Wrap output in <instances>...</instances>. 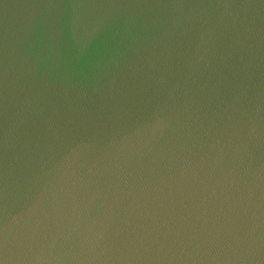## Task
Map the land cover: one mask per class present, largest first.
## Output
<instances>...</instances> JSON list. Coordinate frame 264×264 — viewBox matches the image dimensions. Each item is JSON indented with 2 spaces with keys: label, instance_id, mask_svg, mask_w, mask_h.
Returning a JSON list of instances; mask_svg holds the SVG:
<instances>
[{
  "label": "water",
  "instance_id": "water-1",
  "mask_svg": "<svg viewBox=\"0 0 264 264\" xmlns=\"http://www.w3.org/2000/svg\"><path fill=\"white\" fill-rule=\"evenodd\" d=\"M3 264H264V0H0Z\"/></svg>",
  "mask_w": 264,
  "mask_h": 264
},
{
  "label": "snow or ice",
  "instance_id": "snow-or-ice-1",
  "mask_svg": "<svg viewBox=\"0 0 264 264\" xmlns=\"http://www.w3.org/2000/svg\"><path fill=\"white\" fill-rule=\"evenodd\" d=\"M0 264H3V261H0Z\"/></svg>",
  "mask_w": 264,
  "mask_h": 264
}]
</instances>
